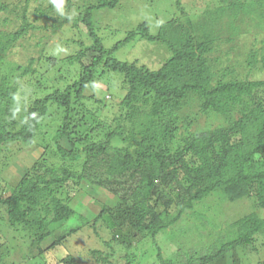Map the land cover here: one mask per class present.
Segmentation results:
<instances>
[{
  "label": "trees",
  "instance_id": "1",
  "mask_svg": "<svg viewBox=\"0 0 264 264\" xmlns=\"http://www.w3.org/2000/svg\"><path fill=\"white\" fill-rule=\"evenodd\" d=\"M31 1L0 0V156L7 154L0 171L22 147L41 141L43 153L11 194L0 196V225L34 237L32 245L47 251L40 244L57 223L76 213L70 191L81 190L85 182L116 199L114 206L100 204L95 223L106 226V246L114 251L124 248L130 262L136 255L131 248L151 240L157 248V264H229L228 253L235 255L264 238V217L258 211H264V0H219L201 19L192 20L188 12L183 15L187 20L176 14L156 33L148 21H142L112 48L104 44L96 16L100 12H96L115 8L121 0H85L83 7L67 0L63 16L54 4L30 8ZM71 8L77 14L72 15ZM70 21L72 38L60 43L68 52L48 55L46 44ZM80 24L87 29L91 45H85ZM251 30L263 36L248 48L240 39H248ZM28 38L36 41L39 55H31L25 63L10 60L14 49ZM136 39L164 45L169 54L163 65L151 69L138 60L114 57ZM73 44L79 49L73 50ZM215 51L222 52L226 61L213 57ZM89 52L97 53L89 56ZM234 53L243 55L233 60ZM65 64L79 65V78L38 93L41 70L46 65L47 70L62 69ZM28 76L30 82L37 81L29 88L38 96L20 107L17 97L21 88L27 91L23 83ZM102 80L107 94L115 95L116 81L125 91L120 102L125 110L115 118L116 126L100 119L107 107L106 93L86 94ZM90 99L100 107L90 109L86 103ZM53 117L58 123L50 133L46 128ZM117 137L122 145L113 144ZM214 193L223 202L254 197L258 209L254 205L252 212L229 223L212 247L190 250L183 260H172L159 243L161 235L174 230L197 204H207ZM201 214L195 215L202 219ZM78 230L60 234L52 246L63 245ZM194 233L196 240L198 230ZM88 251L99 261H108L109 253L103 249ZM68 257L61 263L77 264L80 259L71 251ZM6 263L0 253V264Z\"/></svg>",
  "mask_w": 264,
  "mask_h": 264
},
{
  "label": "rangeland",
  "instance_id": "2",
  "mask_svg": "<svg viewBox=\"0 0 264 264\" xmlns=\"http://www.w3.org/2000/svg\"><path fill=\"white\" fill-rule=\"evenodd\" d=\"M7 2L18 3L20 0H5ZM43 1V2H42ZM76 7H83L85 0H72ZM219 0H181V4H177L178 0H121L117 7L112 9L104 10L100 12L97 16L99 32L103 37L104 44L112 48L116 42L123 40L126 34L135 29L138 24L142 21H148L152 26L153 33L159 30L161 23H164L170 17L174 15L182 16L184 20L186 16L184 13L188 12L192 20H199L205 15L206 10L213 8L217 5ZM39 3L45 5L54 4L53 0H32L30 3V8ZM67 4V0H64L63 6ZM75 8V7H73ZM77 9H72V15L77 14ZM1 14H4L1 13ZM73 26V22L70 21L64 25V27L55 34V36L48 41L46 44L45 52L48 55H56L58 53L65 54L68 49L60 44L61 41L69 40L72 35L69 32L70 27ZM81 37L84 39L85 45H91L92 40L89 39L87 34V29L84 25L80 24ZM263 35L258 34L255 36V30H251L248 35V39H240L241 43L247 42V47H251V42L257 37L261 39ZM22 43L24 45H18L13 54L9 56L10 60H18L21 63H25L26 60L31 56H38L39 49L34 48L35 40L34 38H28V41ZM22 41V42H23ZM60 44L61 46H58ZM73 50L79 49V47L71 46ZM223 50L227 49L224 44ZM55 50V51H54ZM97 52H89V56ZM41 54V52H40ZM168 51L164 45L161 43L148 42L143 39H136L130 44L122 47L118 50L114 57L121 61L135 62L138 60L139 64L146 65L151 69H157L168 57ZM243 54H231V59L241 58ZM213 57H221V61H226L222 52H213ZM225 59V60H224ZM88 60L87 58L84 59ZM45 66L41 70L38 79H42L41 89L38 93H47L52 91L57 87H65V84L73 83V81L79 78L80 66L79 65H68L65 64L62 69L59 67L56 69ZM46 69V70H45ZM58 69V71H57ZM39 74V73H38ZM60 76L64 77L66 81L64 82L60 79ZM111 76V75H110ZM45 77V78H44ZM107 75L103 77V80L107 79ZM115 78V77H114ZM23 87L26 85L27 91L23 88L19 91L18 106L23 104H29L38 95L33 94V89L29 88V85L36 86L37 81H32L28 76L24 79ZM100 81L98 84L95 82L90 88L87 89L86 94L88 96H102L106 92L105 87L100 84L104 81ZM117 86L115 89V95L111 93H106V103L107 107L102 109L100 119L109 126L118 125L119 121L115 118L120 115L125 109L120 105V102L125 95V91L121 89L120 82L116 81ZM97 84V85H96ZM54 88V89H53ZM32 90V91H30ZM114 93V92H113ZM22 102V103H21ZM87 106L90 109H97L100 107V103L95 102L94 99L86 100ZM54 118V117H53ZM50 123L46 131L53 133L54 128L57 125L55 120ZM121 121V120H120ZM122 124L129 125L128 121H122ZM102 137V136H101ZM100 137V138H101ZM66 147L70 149L69 143L62 140ZM39 144L34 146L22 147L17 157L10 162L6 168L0 171V196L8 197L13 187L20 181L24 174L28 170V166L33 163L35 159L40 157L43 153L41 141ZM114 145H122L120 138H115L113 140ZM15 145V144H14ZM17 145V144H16ZM15 145V146H16ZM20 146V145H19ZM17 146V147H19ZM7 155V154H6ZM4 153L0 156V165H2L6 159ZM1 168V166H0ZM79 192L70 191V196L73 197L70 204L76 210V213L71 216L68 221H62L57 223L53 227V233L47 237L40 246L47 249L45 252L39 251V246L35 243L32 245L34 237H24L20 232H15L12 228L1 224L0 225V253L4 256L6 264H63L61 261L70 257V251L80 257L77 264H157L159 260L155 259V252L157 250L156 245L150 241H140L136 244L135 248H131V252H136L134 256L131 257V262L124 257V248H115L116 251L107 247L105 241L109 237L106 231V226L101 222L95 223L98 217L99 211L101 209V203H107L114 206L116 199L106 190L100 187L91 185L90 183L83 182L80 186ZM254 197H247L243 200H237L235 202L222 201L218 193L212 194L205 202L207 204H197L194 211L186 213L182 219L176 224L173 229H169L164 232L160 237V245L163 246L164 251L168 253L172 260H183L184 254L190 250L200 251L201 248L212 247L216 244L219 234L227 229L229 223L234 222L237 218L248 214L254 210V205L258 204L255 202ZM115 201V202H114ZM255 203V204H254ZM261 216L264 217V211L261 212ZM201 212L202 219H199L196 213ZM94 226H97L95 228ZM71 229H79L78 232L69 236L63 245L52 246L57 237L60 234L69 233ZM198 230V239H194V232ZM159 245V244H158ZM52 246V247H51ZM70 251H69V249ZM90 248H100L104 252L109 253L108 261H99L97 258L92 256L88 250ZM167 248H171L168 250ZM156 249V250H155ZM35 258H32L33 255ZM37 255V256H36ZM227 261L229 264H254L259 261L264 260V238H258L253 245L248 248L239 249L238 253L233 255V251L228 253Z\"/></svg>",
  "mask_w": 264,
  "mask_h": 264
},
{
  "label": "clouds",
  "instance_id": "3",
  "mask_svg": "<svg viewBox=\"0 0 264 264\" xmlns=\"http://www.w3.org/2000/svg\"><path fill=\"white\" fill-rule=\"evenodd\" d=\"M53 3L55 5L57 11L59 12V14L61 16L65 15L64 9H63L64 0H53ZM69 18H71V17H69Z\"/></svg>",
  "mask_w": 264,
  "mask_h": 264
}]
</instances>
